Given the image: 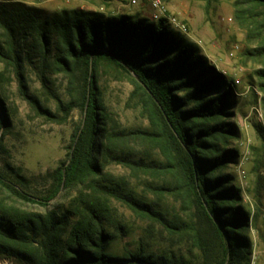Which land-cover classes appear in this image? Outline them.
<instances>
[{
    "label": "trees",
    "instance_id": "1",
    "mask_svg": "<svg viewBox=\"0 0 264 264\" xmlns=\"http://www.w3.org/2000/svg\"><path fill=\"white\" fill-rule=\"evenodd\" d=\"M243 2L261 9L245 19L259 42L250 54L264 60V0ZM21 25L41 37L51 32L59 35L64 46L60 68L79 69L84 76L78 100L69 103L67 110L80 106L83 118L72 135L67 159L54 170L48 194L25 191L0 169V255L24 264H164V256L143 249L123 256L109 251L113 234L108 227L123 231L109 214L112 197L170 231L182 229L152 202L120 190L119 181L105 173L104 163L116 151V143L146 139L159 146L180 182L192 192L211 231L210 239L197 235L206 264H233L238 257H247L251 213L242 205L234 176L225 172L239 155L230 147L239 136L230 120L235 92L199 47L166 19L154 22L139 15L76 10L39 20L30 9L0 4V28L7 36V46L0 41L1 61H13V54L17 57L13 35ZM101 61L132 76L134 93L144 102L154 130L109 127L97 81ZM257 74L264 92V68ZM3 110L0 104V143L7 123ZM116 156L145 174L159 167L153 160L124 152ZM68 196L70 206H60L58 202ZM213 247L218 252L215 258L210 253Z\"/></svg>",
    "mask_w": 264,
    "mask_h": 264
},
{
    "label": "rangeland",
    "instance_id": "2",
    "mask_svg": "<svg viewBox=\"0 0 264 264\" xmlns=\"http://www.w3.org/2000/svg\"><path fill=\"white\" fill-rule=\"evenodd\" d=\"M151 1L0 0V4L30 9L39 20L78 10L139 15L154 22L177 17L185 24L186 31L173 27L199 47L235 92L236 104L230 120L237 126L239 136L230 147L236 148L239 155L225 172L234 176V183L241 189L242 205L251 213V219L247 257H238L233 264H264V92L257 74L264 68V60L250 54L259 42L251 35L245 19L250 12L261 9L242 3L243 0H161L162 11H158L152 8ZM16 31L13 43L17 57L13 54V61L0 60V104L7 122L1 136L0 169L25 191L42 196L52 188L54 170L67 159L72 135L82 121L81 107L68 111L67 106L78 100L84 76L79 69L67 72L60 68L64 46L56 33L41 37L38 31L23 25ZM0 41L7 46L3 28ZM97 81L112 130L155 129L144 102L134 93L130 74L109 61H101ZM115 150L104 163L105 173L119 181L120 190L152 202L182 229L170 231L112 197L109 214L123 226V231L108 227L113 234L109 251L123 256L143 249L145 253L164 256V264H206L197 235L210 239L211 231L192 192L180 182L159 146L146 139H126L116 143ZM122 152L153 160L159 167L151 174L134 171L116 156ZM150 183L160 189L155 190ZM71 199L68 196L58 204L69 207ZM210 253L214 258L218 256L214 247ZM0 264L24 263L0 255Z\"/></svg>",
    "mask_w": 264,
    "mask_h": 264
},
{
    "label": "built area",
    "instance_id": "3",
    "mask_svg": "<svg viewBox=\"0 0 264 264\" xmlns=\"http://www.w3.org/2000/svg\"><path fill=\"white\" fill-rule=\"evenodd\" d=\"M134 3L137 2V0H133ZM152 8L158 11H162V1L161 0H152L151 1ZM168 22L174 26L177 27L179 30L186 31V26L183 23H180L177 19V17H171L169 18Z\"/></svg>",
    "mask_w": 264,
    "mask_h": 264
}]
</instances>
